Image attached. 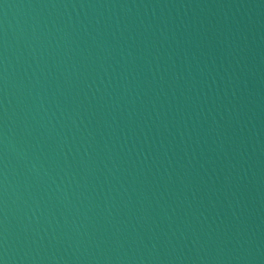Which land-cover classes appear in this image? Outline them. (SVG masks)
I'll list each match as a JSON object with an SVG mask.
<instances>
[{
	"label": "water",
	"instance_id": "95a60500",
	"mask_svg": "<svg viewBox=\"0 0 264 264\" xmlns=\"http://www.w3.org/2000/svg\"><path fill=\"white\" fill-rule=\"evenodd\" d=\"M0 264H264V0H0Z\"/></svg>",
	"mask_w": 264,
	"mask_h": 264
}]
</instances>
